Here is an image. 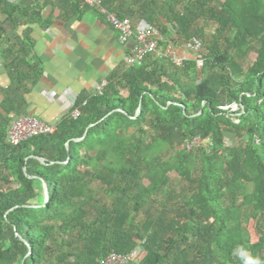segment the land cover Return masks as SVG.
Segmentation results:
<instances>
[{
  "label": "trees",
  "instance_id": "trees-1",
  "mask_svg": "<svg viewBox=\"0 0 264 264\" xmlns=\"http://www.w3.org/2000/svg\"><path fill=\"white\" fill-rule=\"evenodd\" d=\"M168 1L164 22L160 0L101 4L120 20L156 28L162 51L194 38L205 42L193 24L198 13L209 14L218 28L201 55L203 80L194 61L177 66L149 57L110 74L101 95H79L72 109L79 116L71 111L53 135L13 147L7 129L14 118L28 116L26 96L43 65L30 32L13 41L8 34L39 23L40 13L0 0V62L10 79L0 104V171L1 181L14 185L0 189V264H100L113 252L130 254L136 240H145L140 264H248L250 258L264 264V0H224L212 9L208 0ZM253 45L256 60L244 70L229 53ZM232 104L240 107L235 119L219 109ZM227 136L243 146H228ZM195 139L211 145L162 162L164 151ZM220 162L225 168L218 171ZM97 167L104 193L86 195L85 169ZM170 172L190 194H170L156 218L139 221L145 202L166 194ZM144 176L148 188L141 185ZM239 185L251 192L240 193L237 207ZM241 208L256 220V242L234 217Z\"/></svg>",
  "mask_w": 264,
  "mask_h": 264
},
{
  "label": "crops",
  "instance_id": "crops-1",
  "mask_svg": "<svg viewBox=\"0 0 264 264\" xmlns=\"http://www.w3.org/2000/svg\"><path fill=\"white\" fill-rule=\"evenodd\" d=\"M9 1L35 7L40 13L39 23L21 25L9 32L8 39L24 38L30 32L43 76L26 96L27 115L56 127L86 88L99 86L110 74L125 68L132 44L121 46L104 18L78 0ZM9 86L10 79L0 62V104Z\"/></svg>",
  "mask_w": 264,
  "mask_h": 264
},
{
  "label": "built area",
  "instance_id": "built-area-1",
  "mask_svg": "<svg viewBox=\"0 0 264 264\" xmlns=\"http://www.w3.org/2000/svg\"><path fill=\"white\" fill-rule=\"evenodd\" d=\"M82 5L98 13L104 18L109 27L116 33L118 43L121 46H126L129 43L132 44L131 49L128 51L124 60L126 68L140 67L143 62L151 58H169L177 66H182L183 63L188 61H194L197 70L200 71L203 68V60L201 58V43L192 39L191 41L178 46L181 48V52L178 53L176 47L169 45L161 50L159 44L162 42V37L159 31L146 22H139L134 24L128 19L120 20L116 15L106 11L101 4V0H79ZM106 81L102 82L95 88H86L85 92L89 95H101L106 87ZM221 111L228 112L232 118L235 119L239 116L240 107L237 104L229 106H223L219 108ZM79 110L72 111L71 115L75 119L79 116ZM234 123H238L237 120ZM56 131L54 126H51L40 119L32 116L16 117L11 121L7 129V143L13 147L21 145L32 138L39 136L53 135ZM211 145L209 140L195 139L190 144L183 147L188 152L200 147H207ZM139 245L137 249L127 255L118 253H111L104 257L100 264H140L145 256V252L142 249V245L145 240H136Z\"/></svg>",
  "mask_w": 264,
  "mask_h": 264
},
{
  "label": "rangeland",
  "instance_id": "rangeland-1",
  "mask_svg": "<svg viewBox=\"0 0 264 264\" xmlns=\"http://www.w3.org/2000/svg\"><path fill=\"white\" fill-rule=\"evenodd\" d=\"M224 0H208V4H209V9L212 8H217L219 4H221ZM168 0H160V3L158 5V12H159V18L162 22H164V17L167 13V9H168ZM176 11L182 10V6L181 4H178L175 6V4H173ZM198 16V20L193 24V28L195 30H201L204 33V38H205V42L203 40H200L199 38H194L196 40H198L201 45H202V50H201V54L200 55H206L207 54V46H208V42L212 41V35L215 34V31L217 30L218 26L217 24L212 21V18H210L209 14H205V15H201V13L197 14ZM0 18L2 20V16L0 15ZM207 42V44H206ZM181 46V44H180ZM221 49L224 48V45L221 44ZM256 49H258V45H253L252 47H250L246 52H244L243 54L236 53V52H230L229 55L231 58L235 59L236 61H238L239 64H241V66L243 67L244 70H246L247 68H249L256 60ZM176 50L179 52H181V48H176ZM239 56V57H238ZM121 73V72H120ZM198 79L199 81L203 80L204 76L202 74V71H198ZM145 131H147V128H144ZM226 142L228 146H233L235 145L236 147H241L243 146V143L241 141L235 140L234 138H231V136H227L226 138ZM183 150V147H175L172 150H168V151H164L162 153V162L166 163L168 162L171 158L175 157L176 153L178 151ZM186 150V149H185ZM194 151H196V149H191L190 152L194 153ZM225 156V155H224ZM196 165L200 167L199 162H196ZM225 168L224 164L218 163L217 165V170L221 171ZM98 167L95 168V170H93L92 168H86L85 171L87 172L85 174V179L84 181L87 184V187L85 189V194L86 195H90V196H100L102 195L104 186L101 184V182L96 179V175L99 174V172L97 171ZM167 177L169 179V182L165 188V190L167 191L166 194H162L160 195L158 198H155L157 201L155 202V200L152 198L148 201L145 202L144 206H143V211L140 214V219L139 221H143L146 219V216H152L153 217H157L159 215V212L162 209V205L160 203H166V198L170 195V194H174V196L176 195V197H187L190 194L189 188H188V184L183 182L177 175L175 172H170L167 174ZM2 180V174L0 171V189H9V188H13L14 185L13 184H8V183H4L1 181ZM142 187L144 188H148L150 186V182H149V178L147 176H144L141 182ZM45 186H43V191L45 193ZM251 192V188L250 186H245V185H239L238 189H237V198L235 201V205L237 207H240L241 202H242V198L240 197V193H250ZM172 202H169V205H172ZM234 213V217L237 220H239V222L243 223V228H245V232H246V237L249 238L250 242H256L258 240V233H257V229H256V220L255 218L249 216V212L246 208H241L239 210H235L233 211ZM170 217V216H169ZM246 219H249L245 222ZM244 220V222H243ZM247 256L245 254V260H247ZM246 263V262H244Z\"/></svg>",
  "mask_w": 264,
  "mask_h": 264
},
{
  "label": "clouds",
  "instance_id": "clouds-1",
  "mask_svg": "<svg viewBox=\"0 0 264 264\" xmlns=\"http://www.w3.org/2000/svg\"><path fill=\"white\" fill-rule=\"evenodd\" d=\"M248 264H262V262L259 259L250 258Z\"/></svg>",
  "mask_w": 264,
  "mask_h": 264
}]
</instances>
